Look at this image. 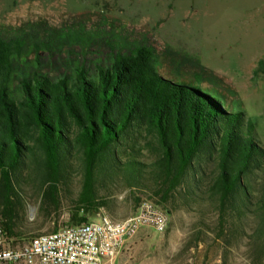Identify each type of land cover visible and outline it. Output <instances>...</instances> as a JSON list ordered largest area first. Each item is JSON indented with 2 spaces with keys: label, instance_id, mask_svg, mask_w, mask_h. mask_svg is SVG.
Here are the masks:
<instances>
[{
  "label": "trees",
  "instance_id": "16d2710c",
  "mask_svg": "<svg viewBox=\"0 0 264 264\" xmlns=\"http://www.w3.org/2000/svg\"><path fill=\"white\" fill-rule=\"evenodd\" d=\"M36 30V66L29 69L16 57L28 32L0 34V206L7 219L0 225L10 236L22 234L14 221L27 168L55 194L78 163V201L89 207L108 204L100 187L110 188L115 177L163 204L196 178V163L209 151L218 156L217 173L204 192L224 215L254 207V237H264V185L254 200L249 179L264 158L257 121L212 69L197 64L183 73L149 41L102 45L81 35L82 48L64 53L54 31ZM256 71L264 72V57Z\"/></svg>",
  "mask_w": 264,
  "mask_h": 264
},
{
  "label": "rangeland",
  "instance_id": "374dc122",
  "mask_svg": "<svg viewBox=\"0 0 264 264\" xmlns=\"http://www.w3.org/2000/svg\"><path fill=\"white\" fill-rule=\"evenodd\" d=\"M37 28L54 31V42L63 41L64 53L82 48L77 41L81 35L102 45L104 40L149 41L167 61L182 64L183 73L197 64L212 69L229 96L255 118L256 135L264 147V72L256 71L264 57V0H0V34L16 37L28 32L16 56L22 68L36 66L39 38L33 31ZM86 43L88 48L93 45ZM42 52L46 56L47 49ZM262 160V166L249 174L254 200L264 185ZM217 164V154L205 151L196 163V178H189L191 188L184 184L182 192L160 204L170 212L167 230H140L128 241L117 264H264V237H254L259 223L254 207L243 213L229 209L224 215L204 192L217 173ZM22 175L14 221L22 234L13 237L15 243L78 224L80 216L96 221L105 212L115 218L128 217L139 205L137 197L157 202L149 191L132 190L115 177L109 181L110 188L100 187L107 205L79 203L83 175L78 163L55 194L44 191L29 168ZM6 221L0 206V223Z\"/></svg>",
  "mask_w": 264,
  "mask_h": 264
},
{
  "label": "built area",
  "instance_id": "2783aa9c",
  "mask_svg": "<svg viewBox=\"0 0 264 264\" xmlns=\"http://www.w3.org/2000/svg\"><path fill=\"white\" fill-rule=\"evenodd\" d=\"M170 212L144 197L135 212L125 218L101 214L55 231L43 232L23 243L0 225V264H117L129 240L143 228L167 230Z\"/></svg>",
  "mask_w": 264,
  "mask_h": 264
},
{
  "label": "bare ground",
  "instance_id": "6f19581e",
  "mask_svg": "<svg viewBox=\"0 0 264 264\" xmlns=\"http://www.w3.org/2000/svg\"><path fill=\"white\" fill-rule=\"evenodd\" d=\"M112 216V215H111ZM41 233H43V232H41ZM40 234V233H39ZM31 237H35V235L34 236H31Z\"/></svg>",
  "mask_w": 264,
  "mask_h": 264
}]
</instances>
